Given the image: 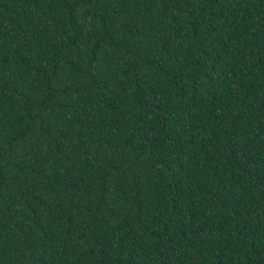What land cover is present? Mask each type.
Wrapping results in <instances>:
<instances>
[{
	"label": "trees",
	"instance_id": "16d2710c",
	"mask_svg": "<svg viewBox=\"0 0 264 264\" xmlns=\"http://www.w3.org/2000/svg\"><path fill=\"white\" fill-rule=\"evenodd\" d=\"M0 264H264V0H0Z\"/></svg>",
	"mask_w": 264,
	"mask_h": 264
}]
</instances>
